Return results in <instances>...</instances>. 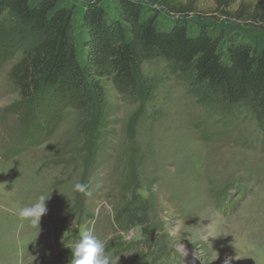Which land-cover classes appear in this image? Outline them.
Returning a JSON list of instances; mask_svg holds the SVG:
<instances>
[{"label":"rangeland","instance_id":"rangeland-1","mask_svg":"<svg viewBox=\"0 0 264 264\" xmlns=\"http://www.w3.org/2000/svg\"><path fill=\"white\" fill-rule=\"evenodd\" d=\"M170 3L189 11L173 15L155 0L142 8L163 27L184 19L264 47V22L235 15L256 0ZM102 5L119 19V0ZM60 6L73 10L77 32L87 3ZM41 40L9 12L0 18V264H69L67 246L85 229L105 241L112 264H264V236L246 235L238 250L229 244L242 213L264 207V117L229 107L192 72L154 60L134 93L101 81L100 102L68 108L45 143L12 155L26 115L9 73ZM76 182L91 195L74 192ZM40 194L50 198L37 236L16 211Z\"/></svg>","mask_w":264,"mask_h":264},{"label":"trees","instance_id":"trees-1","mask_svg":"<svg viewBox=\"0 0 264 264\" xmlns=\"http://www.w3.org/2000/svg\"><path fill=\"white\" fill-rule=\"evenodd\" d=\"M83 1L87 6L75 32L74 12L61 7L60 0H0V18L9 12L42 37L9 73L26 115L23 137L12 155L45 143L68 108L100 102L101 81H110L122 95L134 93L143 65L154 60L192 72L196 84L229 107L250 106L264 117V47L203 24L193 29L184 19L160 26L157 15L145 16L143 0H119L118 20L109 18L103 0ZM155 2L173 15L189 11L170 0ZM235 15L264 22V0H256L252 10L240 6Z\"/></svg>","mask_w":264,"mask_h":264},{"label":"clouds","instance_id":"clouds-1","mask_svg":"<svg viewBox=\"0 0 264 264\" xmlns=\"http://www.w3.org/2000/svg\"><path fill=\"white\" fill-rule=\"evenodd\" d=\"M72 190L91 195L88 185L80 182H76ZM49 198L48 195L40 194L34 202L22 206L16 211L21 222H27L33 229L39 230L37 236L40 232L41 217L48 211L46 201ZM67 247L71 249L69 264H112V258L106 250L105 241L95 235L91 229L82 230L79 238Z\"/></svg>","mask_w":264,"mask_h":264},{"label":"bare ground","instance_id":"bare-ground-1","mask_svg":"<svg viewBox=\"0 0 264 264\" xmlns=\"http://www.w3.org/2000/svg\"><path fill=\"white\" fill-rule=\"evenodd\" d=\"M242 214H241L242 220H240L235 225L236 226L235 233H237V235L229 239L230 241L229 244L235 246L236 250L240 248V243L248 239L247 236L258 238V240L262 239V236H264V207H261L260 205H256L251 207L249 211H245V213ZM232 255H234L233 252ZM235 264H244V261L237 258L235 260Z\"/></svg>","mask_w":264,"mask_h":264}]
</instances>
